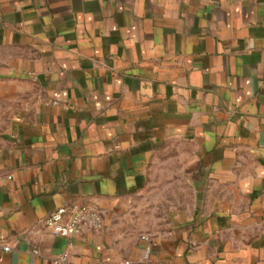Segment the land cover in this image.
Returning a JSON list of instances; mask_svg holds the SVG:
<instances>
[{
  "label": "crops",
  "instance_id": "0c3cea01",
  "mask_svg": "<svg viewBox=\"0 0 264 264\" xmlns=\"http://www.w3.org/2000/svg\"><path fill=\"white\" fill-rule=\"evenodd\" d=\"M182 146L193 201L142 233L149 168ZM72 204L103 232L54 236ZM65 254L264 264V0H0V264Z\"/></svg>",
  "mask_w": 264,
  "mask_h": 264
},
{
  "label": "rangeland",
  "instance_id": "374dc122",
  "mask_svg": "<svg viewBox=\"0 0 264 264\" xmlns=\"http://www.w3.org/2000/svg\"><path fill=\"white\" fill-rule=\"evenodd\" d=\"M181 150L171 147L151 164L145 193L140 196L139 205L132 214L138 231L153 235L167 233L179 213L174 209L192 203V188L185 176L188 164L181 159L186 149L182 146Z\"/></svg>",
  "mask_w": 264,
  "mask_h": 264
},
{
  "label": "built area",
  "instance_id": "2783aa9c",
  "mask_svg": "<svg viewBox=\"0 0 264 264\" xmlns=\"http://www.w3.org/2000/svg\"><path fill=\"white\" fill-rule=\"evenodd\" d=\"M44 226L57 237L73 238L84 231L100 234L104 230V218L101 212L91 205H65L54 211L45 221ZM9 251V247H4ZM38 254L37 251L34 252ZM68 255L65 254L56 260L57 264L66 263Z\"/></svg>",
  "mask_w": 264,
  "mask_h": 264
}]
</instances>
